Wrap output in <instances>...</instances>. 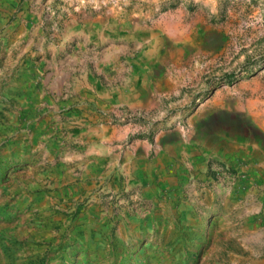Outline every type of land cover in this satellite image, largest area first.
<instances>
[{
    "label": "rangeland",
    "instance_id": "1",
    "mask_svg": "<svg viewBox=\"0 0 264 264\" xmlns=\"http://www.w3.org/2000/svg\"><path fill=\"white\" fill-rule=\"evenodd\" d=\"M249 102L264 0H0V264H264Z\"/></svg>",
    "mask_w": 264,
    "mask_h": 264
},
{
    "label": "bare ground",
    "instance_id": "2",
    "mask_svg": "<svg viewBox=\"0 0 264 264\" xmlns=\"http://www.w3.org/2000/svg\"><path fill=\"white\" fill-rule=\"evenodd\" d=\"M249 112L253 115L254 119H258L257 121L260 122V125L264 126V109L262 113H255L252 111L253 105H255V102H249ZM261 118V119H260Z\"/></svg>",
    "mask_w": 264,
    "mask_h": 264
}]
</instances>
